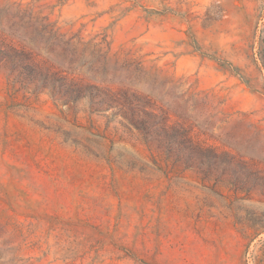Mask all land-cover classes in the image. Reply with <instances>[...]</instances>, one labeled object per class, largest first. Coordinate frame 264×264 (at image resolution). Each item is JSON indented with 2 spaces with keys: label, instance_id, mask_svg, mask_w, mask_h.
<instances>
[{
  "label": "rangeland",
  "instance_id": "374dc122",
  "mask_svg": "<svg viewBox=\"0 0 264 264\" xmlns=\"http://www.w3.org/2000/svg\"><path fill=\"white\" fill-rule=\"evenodd\" d=\"M0 264H264V0H0Z\"/></svg>",
  "mask_w": 264,
  "mask_h": 264
}]
</instances>
